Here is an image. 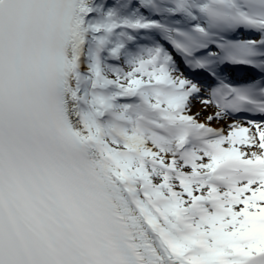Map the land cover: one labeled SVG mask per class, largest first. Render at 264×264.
Here are the masks:
<instances>
[{
    "label": "snow or ice",
    "instance_id": "snow-or-ice-1",
    "mask_svg": "<svg viewBox=\"0 0 264 264\" xmlns=\"http://www.w3.org/2000/svg\"><path fill=\"white\" fill-rule=\"evenodd\" d=\"M0 264H264V0H0Z\"/></svg>",
    "mask_w": 264,
    "mask_h": 264
},
{
    "label": "bare ground",
    "instance_id": "bare-ground-1",
    "mask_svg": "<svg viewBox=\"0 0 264 264\" xmlns=\"http://www.w3.org/2000/svg\"><path fill=\"white\" fill-rule=\"evenodd\" d=\"M238 33H240L242 36H245V35H247L248 31H243V32L239 31ZM202 110H203V106L198 101L194 102L193 113H196V112H199ZM214 111H215V109L213 108V109H209L207 112H205L204 115H202L200 117L201 121H204L206 119V117ZM227 123H231V120L215 121V122H213V126L219 128V127H223Z\"/></svg>",
    "mask_w": 264,
    "mask_h": 264
}]
</instances>
